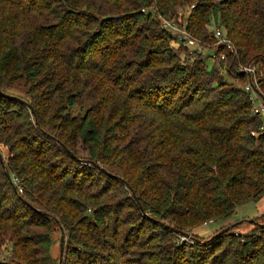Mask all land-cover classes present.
Here are the masks:
<instances>
[{"label": "trees", "instance_id": "trees-1", "mask_svg": "<svg viewBox=\"0 0 264 264\" xmlns=\"http://www.w3.org/2000/svg\"><path fill=\"white\" fill-rule=\"evenodd\" d=\"M121 3L0 0V154L7 147L12 176L0 160V249L13 245L11 264H59L56 229L68 239L62 264H123L115 185L164 233L264 197V122L239 71L258 66L264 102V0ZM187 5L190 33L216 39L218 27L233 41L235 53L216 52L241 84L194 61L161 28L156 14ZM86 103L84 114L72 112ZM238 255L264 264V234L243 239Z\"/></svg>", "mask_w": 264, "mask_h": 264}, {"label": "rangeland", "instance_id": "rangeland-1", "mask_svg": "<svg viewBox=\"0 0 264 264\" xmlns=\"http://www.w3.org/2000/svg\"><path fill=\"white\" fill-rule=\"evenodd\" d=\"M104 2L118 5L122 4L121 0H104ZM192 7L191 5L179 7L177 15L175 16H165L158 13L156 17L160 22L161 28L172 34L174 39V41L172 40V44L175 43L181 46L184 50L183 52L191 54L194 61L201 62L203 66L207 64L208 68H224L228 63V57L224 60L220 54H217L216 50L220 47L218 43L222 37H219L216 33L219 29L222 31L224 37H229L221 28L212 27L214 28L216 39L214 36H211L204 40L198 38L189 31H187L189 34L188 37L193 41L192 43L189 42L185 44L184 41L180 39L182 29L187 27L188 17ZM164 19L178 24L177 28L179 29V33H175L166 27L164 25V23H166ZM44 22L45 21L42 20L39 21V23ZM224 53L226 54V52ZM247 65H250L254 70L256 69V72L247 73L249 78L246 84H244V87L246 88L250 82L255 88L257 86L256 76L258 66L251 63ZM239 71L244 72L241 67H239ZM219 72L224 76V81L241 84L240 81L228 75L226 70L221 73L219 69ZM193 80L194 79H189V85ZM182 88L188 87L183 86ZM88 107V103L84 106L76 105L72 109V112L75 115L84 114ZM262 118L264 122V113L262 114ZM6 152L7 147H3V154L5 155ZM77 153L83 159L90 158L86 147L81 146V143H79ZM13 180L14 183L18 185L19 180L15 178H13ZM18 190L20 193L23 191L20 187ZM109 202L111 206L119 208L118 212H115V216L119 217L118 223H123L125 232V237L123 239L130 245V247L128 245L126 247L123 245V253L126 252L125 255L120 252V254L124 256L122 258V261L124 260L123 264H133L134 260H141L142 262L144 260L145 264H190L191 260L196 262V264H250V262H252L250 261L252 257L249 255L242 257L238 255L242 251V241L249 236H262L264 234V198L259 201L249 200L240 204L235 214L228 218L205 221L186 229L185 232H187L189 236H184L180 233H164L161 227H155V225L148 221L139 209L135 207V200L131 192L124 186H114L110 192ZM61 235L62 231L60 232L58 229L54 231L53 236L55 243L52 248L54 262L60 259ZM67 240L65 236V244ZM133 242L137 243V245L132 246L131 244ZM204 246L205 251L202 258L198 254L203 251ZM114 253V251L109 252L108 257H111ZM12 254V244L3 246L0 249V260L6 264H11ZM108 260H110V258H108ZM253 264H261V261H255Z\"/></svg>", "mask_w": 264, "mask_h": 264}, {"label": "built area", "instance_id": "built-area-1", "mask_svg": "<svg viewBox=\"0 0 264 264\" xmlns=\"http://www.w3.org/2000/svg\"><path fill=\"white\" fill-rule=\"evenodd\" d=\"M164 21H166V23H164V25L166 27H168L171 31H174L175 33H179V29L177 28L178 24H176L175 22L173 23L172 21H169L167 19H164ZM187 31H188V29L186 27H184V29H182V31L180 33V39L183 40L185 44H188L189 42H191V43L193 42L190 39V37H188L189 34ZM216 34L219 37H222V39L219 40V43H218L219 46L224 47L225 50H227L229 52L235 53L236 48H235L233 41L230 38H226V36L224 37L222 31L219 29H218ZM219 54L221 55L222 59H224V60L226 59L227 55L224 53V51H221ZM240 67L245 73L256 72V69L254 70L250 65H244V66H240ZM219 69L221 70V73L225 72L224 68L220 67ZM245 89L247 91L252 92L251 99L254 103V112L259 113V114H263L264 113V103L262 102V99L259 96V94L255 91L254 85H252V83L249 82V84L246 86Z\"/></svg>", "mask_w": 264, "mask_h": 264}, {"label": "water", "instance_id": "water-1", "mask_svg": "<svg viewBox=\"0 0 264 264\" xmlns=\"http://www.w3.org/2000/svg\"><path fill=\"white\" fill-rule=\"evenodd\" d=\"M32 111L34 112L33 109H32ZM64 147L68 150V148L66 146H64ZM73 157H76V156L73 154ZM0 160H1V163H2L3 167L5 168V172H6L7 177L10 180H12V176H11L10 172L8 171V169L6 168V165H5V162H4V158H3V156L1 154H0ZM131 190H133V189H131ZM133 194H134V197L137 199L136 194L134 193V191H133ZM180 234H182L184 236H189V234L187 232H180ZM64 250H65V235H64V232L62 231V235H61V239H60V259H59V264H62Z\"/></svg>", "mask_w": 264, "mask_h": 264}, {"label": "crops", "instance_id": "crops-1", "mask_svg": "<svg viewBox=\"0 0 264 264\" xmlns=\"http://www.w3.org/2000/svg\"><path fill=\"white\" fill-rule=\"evenodd\" d=\"M263 198H264V197H263ZM263 198H262V199H263Z\"/></svg>", "mask_w": 264, "mask_h": 264}]
</instances>
